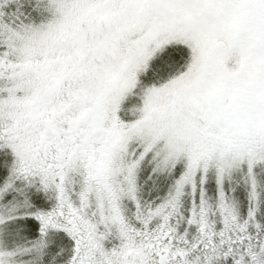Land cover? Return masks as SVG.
Returning a JSON list of instances; mask_svg holds the SVG:
<instances>
[{
  "label": "snow or ice",
  "instance_id": "snow-or-ice-1",
  "mask_svg": "<svg viewBox=\"0 0 264 264\" xmlns=\"http://www.w3.org/2000/svg\"><path fill=\"white\" fill-rule=\"evenodd\" d=\"M0 264H264V0H0Z\"/></svg>",
  "mask_w": 264,
  "mask_h": 264
}]
</instances>
